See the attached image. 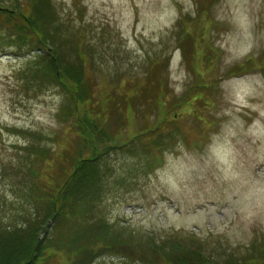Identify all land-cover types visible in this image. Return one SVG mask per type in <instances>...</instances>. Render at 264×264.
<instances>
[{"label": "rangeland", "instance_id": "374dc122", "mask_svg": "<svg viewBox=\"0 0 264 264\" xmlns=\"http://www.w3.org/2000/svg\"><path fill=\"white\" fill-rule=\"evenodd\" d=\"M211 4L206 17L197 11L195 0H50L49 9L58 27L62 62L79 63L77 44L83 80L92 89L87 106L107 102L102 121L110 134L126 140L135 134L143 126L145 101L149 125L162 115L168 119L170 112L177 118L171 147L159 156L154 171L146 172L144 161L134 162L125 150L109 152L105 158L112 168L110 181L123 177L131 162L136 165L133 177L135 171L138 175L124 187L104 192L91 210L115 223V235L136 249L148 238L166 243L174 237L198 247L216 264H233L245 256L261 254L264 259V70L256 68L264 52V0ZM183 39L197 49L193 60L199 81L216 82L201 87L207 104L194 99L199 93L196 77L177 45ZM17 51L14 43L0 39L1 225L20 224L33 211L28 186L39 180L52 184L61 175L56 160L62 161V149L77 146L78 140L70 117L60 110L68 94L38 79L37 62ZM248 56L254 57L255 69L227 72ZM156 59L163 62L161 73L174 96L164 101L178 99L179 105H161L165 114L151 99L136 96L140 99L132 107L124 98L138 92L135 88ZM190 91V104L183 105ZM190 107L203 123H196ZM33 143L44 150L40 161L29 146ZM35 169L40 175L31 172ZM138 255L101 253L92 264L137 262Z\"/></svg>", "mask_w": 264, "mask_h": 264}, {"label": "trees", "instance_id": "16d2710c", "mask_svg": "<svg viewBox=\"0 0 264 264\" xmlns=\"http://www.w3.org/2000/svg\"><path fill=\"white\" fill-rule=\"evenodd\" d=\"M195 1L197 11L206 17L208 8L216 0ZM49 7L50 0H9L8 3L0 0V39L7 45L14 43L18 49L16 55L27 54L28 59L37 62L34 63L36 67L34 72L38 79H45L48 83L58 85L64 95L68 94V98L64 96L66 102L60 110L71 119L70 129H75L73 132L77 134V146L73 143L70 149L66 147L62 149V154L64 153L62 161L56 160L61 168V175H57L52 184L40 180L37 183L34 180L35 184L28 186L26 194L32 200V204L36 205L33 211L27 212V216L20 224H0V264H92V260L101 253L128 257L137 252L139 254L137 262L128 259L120 260L116 264H216L198 247H188L180 242L179 238L174 237H171V240L168 238L169 241L166 240V243L148 238L145 244H140L141 247L136 249V246L127 239L115 235V223L108 221L104 216L101 218L100 215H95L96 209L91 210L92 204L98 202L104 192L122 188L138 175V171H135L133 177L132 168H136V165L131 162L128 164L132 166L125 174L127 177L123 175L110 181L108 178L111 177L112 168L105 158L109 152L125 150L134 156V162L137 158L139 164L144 161L146 172H152L160 166L159 156L173 142L177 118L170 112L168 119L166 117L163 119L162 115L158 121L149 125L148 104L145 101V108L142 110V129L139 126L137 132L127 140L122 138L121 134L119 136H116L117 133L110 134L102 121L108 108L107 102L99 103L96 108H91L94 107L93 104L87 106L92 98V89L91 83L83 80V64L81 65L83 57L77 44L74 45V50L79 63L67 66L62 62L57 48L58 27L52 20L53 13ZM184 36L189 40L186 32ZM67 38L71 37H66L65 40ZM73 41L76 42V39ZM177 45L187 68L196 77L195 85L198 88L195 87V90L198 89L199 93H194V99L199 102L204 100L207 104L205 99L207 93L201 87H209L216 82L203 84L207 82L199 81V72L193 60L195 50L197 51L195 46H187L184 39ZM30 51H33V55L28 53ZM259 55H262L261 66L257 65L256 68L264 70V52ZM28 63L31 64L30 61ZM162 63L156 59L149 64L140 86L135 88L138 92L124 95L125 104L133 107L140 99L136 96H141L145 100L151 99L157 105L160 103L158 106L166 105L167 108L179 106L178 99L168 100L167 103L164 101L174 96L169 94L170 91L166 87V74L164 76L163 72L161 73ZM253 67L254 57L248 56L227 72L242 74L252 71L255 69ZM85 88L88 90L84 91ZM85 92L90 94L85 95ZM190 93L191 91L182 99L183 105L190 104L187 103ZM106 95L108 94H104L103 97ZM106 99L108 97H105ZM163 106L161 110L165 114ZM126 108L124 106L125 110ZM190 110L196 123L204 122V118L197 116L194 107H190ZM108 140L110 144L100 147ZM29 146L35 160L40 161V156L45 155L44 150L35 143ZM31 172L35 176L40 175L37 169ZM148 254L151 257H148ZM263 262L262 255L258 254L253 258L246 256L239 258L233 264H264ZM95 264L104 263L100 261Z\"/></svg>", "mask_w": 264, "mask_h": 264}]
</instances>
